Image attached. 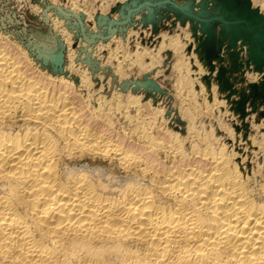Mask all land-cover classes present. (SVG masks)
Instances as JSON below:
<instances>
[{
	"label": "bare ground",
	"instance_id": "1",
	"mask_svg": "<svg viewBox=\"0 0 264 264\" xmlns=\"http://www.w3.org/2000/svg\"><path fill=\"white\" fill-rule=\"evenodd\" d=\"M9 44L0 47V264H264V172L246 169L235 142L181 140L158 128L159 110L140 111L139 95L128 100L135 116L119 103L86 111L56 84L80 91L88 77L34 76L28 52L16 43L22 57H11ZM117 115L134 123L128 136ZM97 160L123 176L86 163Z\"/></svg>",
	"mask_w": 264,
	"mask_h": 264
},
{
	"label": "rangeland",
	"instance_id": "2",
	"mask_svg": "<svg viewBox=\"0 0 264 264\" xmlns=\"http://www.w3.org/2000/svg\"><path fill=\"white\" fill-rule=\"evenodd\" d=\"M132 1L0 0V33L2 32L4 39L5 36L10 37L9 42L14 38L17 45L20 43L23 47L21 50L28 52L32 61L23 59L22 62L25 66L30 64L31 73L36 74L34 76L49 72L58 79L71 78L75 84L82 83L84 76L88 77L89 85L81 86L82 91L75 87L65 89L62 84H56L57 89L67 90L68 95L73 96L74 93L73 97H79L78 101L82 102L86 111L91 112L93 107H99L100 104L109 109L119 103L124 104L121 105V110L126 112L130 107L127 112L135 116L137 106L129 101L130 104L128 100L139 95L138 104L143 106L140 111L150 116L156 110L161 112L160 116L156 114L159 118L156 125L162 124L159 129L165 131L166 128L168 133H179L180 139L188 140V143L197 140L195 143L212 141L213 144L215 137L223 145L231 146L235 142L245 152L242 158L246 169L264 172V106L252 114V109L248 107V118L242 120L240 114L232 110L233 105L225 100V94L220 92L215 80H212L214 87L212 84L207 87L204 77L210 76V72L195 53L197 44L192 36L190 23L182 26L176 16L171 14L158 24L159 29L156 31L153 23H146L144 20V16L148 14L146 9L135 13L129 22H125L129 10L139 6V3L133 5ZM159 1L161 0L155 2ZM196 1L198 3L200 0ZM251 1L264 14V0ZM178 3L186 4L184 0H178ZM106 17L114 22L112 29L116 30L115 33L111 30L110 22L105 20ZM57 20L63 24L56 23ZM62 29L66 33H72L70 40L60 33ZM4 39L0 40L1 48V43L9 44ZM175 39L182 41L178 50L170 48L167 43ZM16 43H10L9 47L13 44L15 46L9 51L5 50L11 57L21 58L22 52ZM189 46H193V56L188 53ZM59 54L63 55L60 66L54 63ZM73 64H76L75 67ZM201 69L204 72L200 73ZM216 73L217 71L213 77ZM260 76L259 73L248 71L245 75L246 82L237 84L236 88L246 87L248 83H258L262 77ZM150 83L155 84V87ZM69 89H72L71 92ZM63 90L61 91L65 92ZM116 98H120L121 103ZM88 102L91 109L87 108ZM126 105H129L127 109ZM120 116L117 115L114 119V125L116 124L122 137L128 136L135 127L134 123L131 126L129 120ZM215 146L218 149L220 145ZM86 163L103 168L106 173L113 171L118 178L124 174L108 161Z\"/></svg>",
	"mask_w": 264,
	"mask_h": 264
},
{
	"label": "water",
	"instance_id": "3",
	"mask_svg": "<svg viewBox=\"0 0 264 264\" xmlns=\"http://www.w3.org/2000/svg\"><path fill=\"white\" fill-rule=\"evenodd\" d=\"M155 1L133 0L131 3H139V6L129 10L125 22L146 9L148 14L144 20L153 23L156 31L158 24L171 14L182 26L190 23L197 44L195 53L210 72L204 81L208 86L212 80L218 83L225 100L233 105L232 110L240 114L242 120L249 115L248 107L252 109L251 114L257 113L264 106V14L253 6L251 0H200L198 3L184 0L185 5L179 4L178 0ZM105 20L110 22L115 33L116 30L112 29L114 22L107 17ZM192 51L193 46H189L188 53ZM62 61L63 55L59 54L54 63L60 66ZM247 71L261 74V80L236 88L237 84L246 82Z\"/></svg>",
	"mask_w": 264,
	"mask_h": 264
}]
</instances>
